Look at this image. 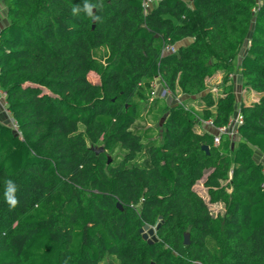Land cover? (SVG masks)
<instances>
[{
	"label": "trees",
	"instance_id": "trees-1",
	"mask_svg": "<svg viewBox=\"0 0 264 264\" xmlns=\"http://www.w3.org/2000/svg\"><path fill=\"white\" fill-rule=\"evenodd\" d=\"M2 1L0 264H264V0H90L100 21L72 13L84 0ZM158 81L201 112L153 99ZM237 111L232 139L198 129Z\"/></svg>",
	"mask_w": 264,
	"mask_h": 264
},
{
	"label": "rangeland",
	"instance_id": "rangeland-1",
	"mask_svg": "<svg viewBox=\"0 0 264 264\" xmlns=\"http://www.w3.org/2000/svg\"><path fill=\"white\" fill-rule=\"evenodd\" d=\"M160 0H152V4L150 7L156 6L159 3ZM186 43V42H185ZM184 41L182 43H180L178 46L180 45H184L185 44ZM248 44V43H247ZM246 44V45H247ZM244 54V51H242L240 53V57ZM227 76H229V74H226ZM90 79L95 82V83H100V76L97 72L93 71L89 74ZM225 78V73H219L216 76H214L213 78L208 80V90H213L214 93H217L218 90L220 89V85L222 84L223 80ZM230 78L233 79V83L235 85V93L237 96V101L238 103H240V101H244V98L246 97L245 94L242 92V90L240 89V75L239 73H237L236 75L232 74L230 75ZM158 90V92L155 94L153 99H162L164 100L167 104L169 105H183L184 107L188 108V109H194L196 112H201V109L204 105V103L202 102L201 98L199 96L197 97H189L183 94H179L177 97H172L170 95V93L168 91H164L161 90L160 84L158 83V88H156ZM238 110V109H237ZM198 118V127L199 128H203L201 125L207 126L205 123H202L203 120L201 119V117H197ZM4 124H8L10 126H12L13 128L14 125L12 124V122H3ZM161 122L158 125L159 128L161 126ZM233 146L237 145V140L233 139ZM258 154V153H257ZM256 160L259 161L258 156H255ZM260 162V161H259ZM195 190L204 198H207V194H206V189L203 186V180L199 181L196 185H195ZM211 211L214 215H217L219 213H223V205L222 204H213L210 206Z\"/></svg>",
	"mask_w": 264,
	"mask_h": 264
},
{
	"label": "built area",
	"instance_id": "built-area-1",
	"mask_svg": "<svg viewBox=\"0 0 264 264\" xmlns=\"http://www.w3.org/2000/svg\"><path fill=\"white\" fill-rule=\"evenodd\" d=\"M151 4H152V0H143V6H144V10L146 13L149 12ZM165 51L173 52L174 47H167ZM156 88H158V82H156L154 85V90L152 93L153 96H155V94L158 92ZM4 98H5V93H3V91L0 89V102L1 100H4ZM242 122H243L242 116L239 114V111H237L234 117L229 120L228 124L224 126H221V127L214 126L212 120H206V121H203L202 123H205L208 127L213 129L214 144L219 145L223 136H228L231 139L237 136L238 127L242 124ZM262 187H264V184H262Z\"/></svg>",
	"mask_w": 264,
	"mask_h": 264
},
{
	"label": "crops",
	"instance_id": "crops-1",
	"mask_svg": "<svg viewBox=\"0 0 264 264\" xmlns=\"http://www.w3.org/2000/svg\"><path fill=\"white\" fill-rule=\"evenodd\" d=\"M8 22H9V20H8L6 8L3 5V1L0 0V30L3 27H5L8 24ZM184 43H185L184 45H188L189 43H191V40L190 39H186V40H184ZM239 81L241 83V79ZM158 83H159V81H158ZM256 100H257V96L255 94L250 95V97H245L244 98V102L247 105L251 104L252 102H254ZM0 121H3V122H12L11 115H10V113L7 110V106H6L5 99L4 100H1V102H0ZM201 126L203 128H199L198 127V129H199L200 132H202V131H211V132H213V129L212 128H210L208 126H204V125H201ZM255 156H258L259 161L262 162L263 165H264V152L256 151V155Z\"/></svg>",
	"mask_w": 264,
	"mask_h": 264
},
{
	"label": "clouds",
	"instance_id": "clouds-1",
	"mask_svg": "<svg viewBox=\"0 0 264 264\" xmlns=\"http://www.w3.org/2000/svg\"><path fill=\"white\" fill-rule=\"evenodd\" d=\"M101 5L91 3L90 0H84L82 7L81 6H75L72 8V13L74 15L84 13L85 16L88 18H91L94 21H100V17L94 13V9H98ZM16 185L12 180L6 181V189H5V199L8 205L11 208H15L19 201L16 198Z\"/></svg>",
	"mask_w": 264,
	"mask_h": 264
},
{
	"label": "water",
	"instance_id": "water-1",
	"mask_svg": "<svg viewBox=\"0 0 264 264\" xmlns=\"http://www.w3.org/2000/svg\"><path fill=\"white\" fill-rule=\"evenodd\" d=\"M202 149L206 152L209 153V147L208 146H203ZM90 150L93 151L96 155H99L101 153L104 152V148L103 147H90ZM110 161V159H109ZM118 207L121 208V205L118 204ZM160 223H158L156 225V227H151L149 225H144L141 229H140V233L142 235V238L147 241L149 244H153L158 242V238L156 236V232L159 230L160 228ZM184 244L185 245H189L190 244V236L188 233H186L184 235ZM154 264V263H152Z\"/></svg>",
	"mask_w": 264,
	"mask_h": 264
}]
</instances>
